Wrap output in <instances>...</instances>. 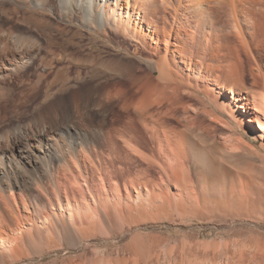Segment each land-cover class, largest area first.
Wrapping results in <instances>:
<instances>
[{"label":"rangeland","instance_id":"rangeland-1","mask_svg":"<svg viewBox=\"0 0 264 264\" xmlns=\"http://www.w3.org/2000/svg\"><path fill=\"white\" fill-rule=\"evenodd\" d=\"M52 3L56 11L58 3L54 0ZM169 11L166 18L171 22L172 16ZM163 13L158 5L156 23L160 24ZM76 16L79 17V14ZM51 18L55 20L54 17ZM7 20L0 16V23H6L4 27L12 26L17 30L19 28L26 30L24 26ZM223 20L224 27L223 25L221 27L225 31L215 34L219 36L220 45L228 47L233 56L235 69L230 71L235 72L234 75L229 73L225 65L226 58L223 54L226 49H222L220 54L216 51L215 55L210 52L208 46L201 44L198 48L201 59L195 62L197 68L195 76L203 80L207 76L210 77L205 83L206 88L201 87L202 83L196 84V92L183 87L180 88L182 91L177 97L172 96V103L164 101L159 107L156 105L146 107L154 114L152 119L157 120L159 128L167 131V136H171L175 142L180 135L183 136L180 146H176L173 152L177 156L175 161L172 160L175 173L162 161L154 147L146 145L147 136L142 134L143 128L137 121L136 112L131 108L121 109L123 102L138 98L142 89L129 81L122 72V66L103 64L106 61H133L136 76L154 78V73L147 71L142 63L122 50L123 47L133 50L135 47L133 42L110 31L106 33L110 39L106 40L94 36L93 32L89 35L85 30H81V34L84 35L83 39H80L63 30V32L56 30L55 26L39 27L40 31L51 33L54 38L52 47L58 52L65 47L67 51L80 54H86L87 50L98 54L96 63H83L78 66L71 63L70 57H52L49 70L43 69L40 62V56L47 55L45 54L47 42L40 31L38 33L32 29L40 44L42 43L39 49L42 53L36 54V57L30 56L28 69L24 68L16 75L18 78L13 76L14 78L6 80V84L4 82L0 88L3 87L0 91L3 93L0 96V158H2L0 192L4 195L11 192L15 196L23 195L30 199L41 197L42 201H46L40 193L44 192L41 190L43 188L50 191L45 173L48 161H42L44 157L47 159V151L57 154L58 160L70 166L69 172L58 166L64 175L62 177H65L73 191L72 194H62L57 198L61 209L65 206L64 197L75 195L81 203L88 200L91 185L108 195L103 188L105 184L99 172L105 167L112 178L109 183L113 187L118 186L120 195H123L125 190L122 181L125 172L122 171H127V168L132 175L139 169L146 172L151 184L155 183L158 191L167 194L170 202L171 195L179 190L173 186V182L179 180L178 185L180 184L188 195L191 205H196L198 212L189 209V205L188 209L191 211L185 208L184 213L174 210L169 204V210L166 212L150 211V205L144 201V209L151 214H143L141 220L135 215L139 220L136 227L126 228L124 233H115L111 235L112 238L107 233L106 236L110 237L108 239L91 231L93 235L90 233L88 238L83 239L84 241H79L75 236L76 244L73 246L65 241L64 233L59 226L56 229L49 228V218L41 211L37 216L42 234L39 243L45 244L47 231L53 230L51 247L44 249L42 255L21 264H69L79 257H87L89 261L90 258H96L99 254L96 255V252L103 249L115 253L117 250L131 248L133 236L137 237V242L140 240V244L145 248L154 247V251L160 254L158 264H206V258L202 256L210 253L215 244L216 250H227L230 257L227 260V263L230 261L228 264H264V162L259 156L258 142L253 141L248 132L236 127L232 129L229 116L222 114L221 104L217 107L213 104L214 100L219 99V96L216 98L213 88L225 90L226 94V90L233 87L248 95H253L261 88L264 76V37L258 34V31L253 32L250 25L244 24L246 44L242 51L237 50V38ZM194 37L193 42L200 43L198 34ZM142 52V55H149L148 52ZM62 65L67 68L65 71L67 81L62 83L58 80L46 91L44 82L51 79L54 71ZM205 68L207 72L204 71ZM39 73H43L45 77L36 85L33 93L29 88L35 84ZM203 89L207 96L204 95ZM107 90L112 93L111 96L113 93L115 95L108 100L104 94ZM45 93L47 98L44 97ZM208 99H213V102ZM159 112L160 114H157ZM128 124L133 127L132 134L140 141L138 142L140 151L153 161L145 160L126 149L124 150L132 158V163L129 167L123 165L125 169L121 171L116 169V160L114 165H111L106 156L101 157L99 154L101 161H97L92 148L85 145L83 136L86 133L97 136L94 143L96 149L106 154L107 149L101 145L100 135L96 134L109 132L114 136V133L119 132L124 126H129ZM234 138H241L245 143L238 147L239 149L236 148L238 152L235 148L233 150L230 148ZM195 148L202 151L204 156L198 157ZM25 150H28L30 157L19 159L18 155ZM10 167L14 168L15 173L10 171ZM52 171L56 174L58 168L55 166ZM85 178L88 181H85ZM113 179H117L119 183ZM94 194L92 192V195ZM19 210L23 211L21 206ZM71 229L73 231V228ZM169 252L171 260L168 258ZM222 260L223 258L219 257L215 264H224L225 261Z\"/></svg>","mask_w":264,"mask_h":264},{"label":"bare ground","instance_id":"bare-ground-1","mask_svg":"<svg viewBox=\"0 0 264 264\" xmlns=\"http://www.w3.org/2000/svg\"><path fill=\"white\" fill-rule=\"evenodd\" d=\"M52 1L0 0V16L7 18V21H13L19 26H24L23 28L26 29L25 31L20 28L17 30L12 26L4 27L6 23H0V88L6 80L18 75L24 68L28 69L27 63L28 61L30 63V56L42 53V50L39 51L42 43L40 44L39 38L37 39L36 34H33L34 31L39 33V27L55 26L56 30H63L73 36H78L80 39H83L84 35L81 34V30H85L89 35L90 32H93L94 36H100L106 40L110 39L106 35L107 31L108 33L110 31L120 35L124 39L133 42L135 47H133V50L121 46H118V48H122L126 53L136 58L147 71L154 73V78L136 76L133 61H106L105 59L106 62L103 64L122 66V72L129 81L139 85L138 87L142 89L138 98L130 102H123L121 109L131 108L136 112L137 121L143 128L142 134L147 136L146 145L154 147L162 161L168 167H171L174 173L176 170L173 168L172 160L175 161L177 156L173 152H175L174 148H177L176 146H180L183 136L180 135L176 142L171 136H167V131L159 128L157 120L152 119L154 114L149 112L146 107L154 105L159 107L164 101H171L172 103V96L177 97L178 93L182 91L180 88L183 87L196 92V84L200 83L201 85L202 83L201 87L206 88L205 83L210 77L207 76L203 80L195 76V70H197L195 62L201 59L198 51L201 44L208 46L210 52L215 55L216 51L220 54L219 52L222 49H226L223 54L226 58L225 65L229 69V73L230 70L235 69L234 59L229 48L220 45L221 43L218 40V32L225 31L223 30V19L231 30L230 32H233L237 38V50L242 51L246 44L244 24L250 25L253 32L257 33L258 31V34L264 37V0H54L58 3L56 11H54ZM210 1H212V6ZM158 5L164 12L161 14L160 24L155 22L158 21L156 18ZM168 10H170L172 16L171 22L166 18ZM77 14H79V17L76 16ZM222 25L223 27H221ZM40 34L47 42L45 54L47 53L48 56H40L43 69L50 70L52 57H70L71 63L76 66L83 63H96L98 60V54L88 50L86 54H80L75 51H67L65 47H62L61 52H58L52 47L54 38L51 33L46 34L45 31H40ZM197 34L200 43L195 44L193 40ZM136 45H139V47H136ZM142 51L148 52L149 55H142ZM13 53L19 57H15ZM5 61L8 63H5ZM211 66L213 65L211 64ZM66 70V66L62 65L54 71L51 79L44 80L46 91L58 80L62 83L67 81ZM204 71L207 72V68ZM233 73L231 72V74ZM233 75H231V78ZM16 77L18 78V76ZM44 77L43 73L37 74L36 82L29 88V91L35 93L36 85ZM189 81L196 83H189ZM204 89L203 93L207 96ZM213 91L216 98L219 96V99H216L217 102L214 100L213 104L216 107L221 104L223 107L221 109L222 114L229 116L227 117L231 121L230 124L233 127L231 125L230 127L232 129L236 127L243 132H248L251 139L258 142L259 156L264 162V76L261 88L253 95H248L240 89L235 90L233 87L226 90V94L225 90L221 89L216 90L213 88ZM2 94L0 93V96ZM45 94L44 97L47 98V93ZM104 94L107 100L114 95L113 93L111 96L112 93L110 94L108 90ZM208 100L213 102V99ZM157 114H160V112ZM128 125L116 134L114 133V136L109 132L103 134L98 132L96 134L100 135L101 145L107 149L106 154L96 149L94 143L97 141V136H90L89 133H86L83 136V141L86 146L92 148L94 158L97 161H101L99 154L101 157L106 156L111 165H114L116 160V169L119 171L125 167V164L129 167V164L132 163V158L124 149L135 152L145 160L153 161L140 151L138 148V142L140 141L132 134L134 132H132L133 127L131 124ZM243 144L245 143L241 138H234V143L230 148L232 150L234 148L239 149L238 147L243 146ZM195 150L198 151V157L204 156L202 151L196 148ZM26 157H30L28 150L18 155L19 159ZM46 158L44 157L42 161H48L45 165V173L48 177L50 188V191H48L50 193L44 188L41 190H44L45 193L39 192L45 197L46 201H42L41 197L30 199L23 195L15 196L11 192L9 195L0 192V264H21L23 261L42 255L44 249L47 250L51 247V239L54 236L53 230L47 231L45 244L41 245L39 243L42 234L40 233V222L37 216L41 211L45 217L49 218V228L56 229L59 226V229L64 233L65 241L73 246H75L74 243L76 244V239L84 241L88 238V235L90 236L91 231L99 233L100 236L104 235L108 239L110 237L106 236L107 233L111 236L115 233H124L126 228L136 227L143 214H151L144 209V201L150 205V211L166 212L169 210V205H172L174 210L184 212L183 210L188 209L190 205L189 209L198 212L196 205H191L188 195L179 186L180 184L178 185L179 180L173 182V186L178 187L179 190L171 195L170 202L169 197L166 196L167 194L160 192L161 190L158 191L159 189L155 188V183L151 184L146 172L139 169L137 173L132 175L129 168H127V171H122L126 174L122 175L125 176L122 180L125 187L122 186V188L125 190L123 195H120L121 193L117 189L118 186L113 187L109 183L112 178L105 167H102L103 172L102 170L99 172H101L105 184L103 188L108 195L101 193L99 188L91 185L88 200L81 203L75 195L64 197L65 203L63 204L65 206L61 209L57 198H60L62 194H72L73 191L67 184L65 177H62L63 174L59 171L58 166L68 172L70 166L58 160L59 157L55 153L46 151ZM55 166L58 168V172L53 174L52 170ZM10 171H14V168L10 167ZM116 180L115 182L119 183ZM85 181H88V179L85 178ZM92 192L95 194L92 195ZM20 206L23 211L19 210ZM135 215L140 219H136ZM71 228H73V231ZM133 237L131 239L132 247L127 250H117L115 253H111L108 249H103L101 252H96V255L99 253L96 258H90L88 261L87 257H79L69 264H158L160 254L154 251V247L145 248L144 245L140 244V240L139 243L137 242V237ZM54 243L53 241L52 244ZM213 246L210 253L202 256L206 258V264H215L216 259L219 257L223 258L224 264L230 263V261L227 263L230 258L227 250L219 251L215 248L216 244ZM168 258L172 259L170 252Z\"/></svg>","mask_w":264,"mask_h":264}]
</instances>
